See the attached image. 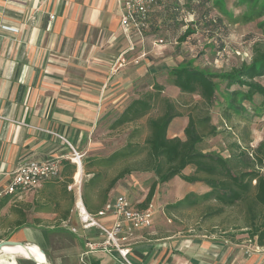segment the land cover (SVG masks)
Returning <instances> with one entry per match:
<instances>
[{
	"label": "crops",
	"instance_id": "1",
	"mask_svg": "<svg viewBox=\"0 0 264 264\" xmlns=\"http://www.w3.org/2000/svg\"><path fill=\"white\" fill-rule=\"evenodd\" d=\"M121 3L0 0V11L7 13L4 22L15 28L0 30V193L21 164L48 157L64 160L71 152L68 143L79 147L93 122L120 113L132 85L158 68L153 44L158 33L128 34L121 23ZM122 58L126 63L119 65ZM186 125L177 130L184 131ZM175 136L182 137L173 131L171 137ZM189 168L184 172L190 173ZM190 184L185 194L208 190L203 183ZM80 198L81 193L70 216L60 217L61 222L72 221ZM101 219L108 223L110 217ZM83 238L87 248L90 236ZM120 242L129 249L126 257L116 248L99 249L90 251L95 253L90 262L264 264V251H252L249 239L230 241L214 233L131 234ZM32 247L46 259L38 246Z\"/></svg>",
	"mask_w": 264,
	"mask_h": 264
},
{
	"label": "rangeland",
	"instance_id": "2",
	"mask_svg": "<svg viewBox=\"0 0 264 264\" xmlns=\"http://www.w3.org/2000/svg\"><path fill=\"white\" fill-rule=\"evenodd\" d=\"M255 5V7L264 6V0H257ZM250 7L251 4L241 0H223V4L218 3V0H164L162 8H157L158 10L153 12L155 25L152 28L153 31L149 32L158 33L156 35L158 45H154L156 49L155 62L158 64V68L154 73L144 75L132 85L127 92L124 108L132 99L143 97L147 92L153 90V84L158 82L165 87L162 95L175 101L179 110L187 114L190 107L200 100V96L183 93L179 88L173 86L170 69L181 63H188L205 72L222 73L232 67H239L243 62L249 63L253 55V44L264 39V26L260 25L264 18L251 21L242 20V16L250 10ZM5 10H7L6 7ZM5 12L0 11V30L15 31V28L9 27L4 22L5 14H7ZM188 25L193 27L195 32L190 34L185 41L179 43V38ZM260 80L264 83V78ZM216 81L218 83L216 99L210 113L213 123L218 126L219 133L214 137H207L201 148L204 151H216L228 157L233 143L237 142L242 149L251 152L252 148L256 147L264 136V111L260 108L262 97L256 95L252 103L243 102L242 115L233 114L232 121L226 122L222 118L227 96L226 82L220 79ZM121 112H114L100 120L97 119L92 123L80 146L74 147L81 156V166L74 162L76 155L68 144L71 152L64 159L76 165L73 182L68 185V189H72L75 196L79 193L82 194L85 179L92 176V174L85 175L83 169L88 159L90 157H107L122 148L128 141L129 134L135 128L140 129L135 139L143 141L148 133V118L159 114L160 110L158 108L152 110L149 115L135 123L111 128L112 123ZM187 122L188 118L185 115L175 118L170 126L169 135L171 136L174 131L175 134L184 138V131L177 129L185 126ZM59 160L63 159L59 158ZM123 165V162L118 163L108 171L103 168L104 176L100 183L106 184L107 180ZM79 167L82 168V175L80 181H77L76 173ZM92 169L97 168L93 167ZM189 170L190 168L185 172H189ZM260 171L264 175V167ZM63 172L65 171L62 170L58 186L46 187L48 192H54L60 197H62L60 184L66 179ZM154 179L153 172H133L117 183L110 192V197L114 199L124 194L133 205L137 206L146 197ZM43 186L44 184L34 191L23 194L22 198L10 199L9 203L0 210V241L19 240L18 238L21 237L28 242H34L45 251L49 264H91L90 259L94 257L95 253H91L89 248H86L83 237L82 239L67 227L64 228L60 221L59 211L68 204V201H62L60 207L43 212H37L32 206V202L40 194ZM190 186L191 184L180 176L159 184L151 202L154 210L152 225L134 231L133 235L176 233L183 236L188 233L207 235L214 233L216 236H223L230 241L248 239L245 232L248 223L245 203L238 202L233 206L225 207L221 214L210 217L205 216L208 210L207 203L179 209L167 208L168 204L183 198ZM254 192V189H251L249 197L252 198ZM3 196L4 192H1L0 199ZM211 203L216 204L213 201ZM19 209L24 212V218ZM73 214L71 225L80 229L81 236H90V241L95 242L105 238V234L99 230L97 233H92L90 230L84 231L81 228L77 212ZM17 219H24V224L16 226ZM110 222L108 223L110 224ZM112 248L116 247L112 246ZM16 260L19 264H34L31 259L23 257H17ZM127 264H129L128 261Z\"/></svg>",
	"mask_w": 264,
	"mask_h": 264
},
{
	"label": "trees",
	"instance_id": "3",
	"mask_svg": "<svg viewBox=\"0 0 264 264\" xmlns=\"http://www.w3.org/2000/svg\"><path fill=\"white\" fill-rule=\"evenodd\" d=\"M160 1L158 9L162 8L164 2V0ZM241 1L251 4L250 10L242 16L243 21L264 18V6L255 7L257 0ZM218 3L223 4V0H218ZM157 8L155 11L158 10ZM154 25L153 19L152 28ZM260 25L264 26V19ZM192 28L188 25L180 36L179 43L195 32ZM252 51L253 55L249 63L243 62L239 67H232L222 73L205 72L188 63L172 67L171 84L183 93L200 96V100L190 107L187 114L179 110L175 101L162 95L165 87L158 82H155L153 90L143 97L132 99L112 123L111 128L135 123L156 108L160 113L148 118V133L143 141L135 139L140 131L139 128H135L122 148L107 157H90L84 164L85 175L92 174L89 179H85L82 186L81 198L86 209L91 213L101 210L113 199L110 197V192L117 183L133 172H153L155 175L146 197L137 204L139 208H147L151 204L159 184L180 176L188 183H203L208 190L203 193L188 192L183 198L168 204L167 208L179 209L207 203L208 210L205 216L210 217L221 214L225 207L233 206L238 202L245 203L248 213L245 231L247 238H256L257 243L264 246V175L260 171L264 167V136L251 152L242 149L239 143H233L228 157L201 148L207 137H214L219 133L218 126L213 123L210 113L216 99L217 79L226 82L227 96L222 116L226 122L232 121L233 114L242 115L243 102L252 103L256 95L262 97L260 108L264 111V83L260 80L264 78V39L256 41ZM184 115L188 118L184 128L185 137L169 136L170 124L175 118ZM122 162L124 165L107 180V183L101 184L104 176L103 168L108 171ZM61 164L66 178L60 184L62 197L54 192H48L47 189L59 185L60 174L59 177L43 183L44 186L32 202V206L37 212H43L60 207L62 201H68L61 211L58 210L60 217L67 219L76 201L74 191L68 189V185L73 182L76 165L65 159ZM93 167L97 169H92ZM189 167L192 171L185 173L184 171ZM251 189L255 191L252 198L249 197ZM13 198L17 197L4 195L0 199V210ZM212 201L216 204L213 205ZM19 212L24 218L22 209H19ZM24 222V219H17L16 226L19 227ZM91 263L101 264L97 259H93Z\"/></svg>",
	"mask_w": 264,
	"mask_h": 264
},
{
	"label": "built area",
	"instance_id": "4",
	"mask_svg": "<svg viewBox=\"0 0 264 264\" xmlns=\"http://www.w3.org/2000/svg\"><path fill=\"white\" fill-rule=\"evenodd\" d=\"M160 0H122L121 3V23L125 31L136 32L141 37L149 33L153 24V12L160 6ZM54 15H51V19ZM155 46L157 42L153 43ZM119 65L126 63L125 58L119 61ZM74 151V155L78 157L79 162H74L81 165V156L76 149L68 143ZM61 161L58 157H48L37 160H29L21 164L7 188L4 195L21 197L23 194L31 192L39 188L46 181L57 178L61 174ZM76 212L81 223V228L86 230L98 229L105 234V238L101 241L93 242L87 239L86 244L89 251L105 250L111 251L112 246H115L122 256L126 257L129 249L124 248L120 244V239L133 234L134 231L148 228L152 225L154 219L153 205L150 204L147 208H139L133 205L131 201L121 194L110 200L97 213L89 212L82 198L76 204ZM110 217V224L102 222L99 218ZM63 227H67L73 234L81 236L80 229L71 225V219L63 221ZM253 245L252 251H264V246H260L255 239H249ZM129 263V262H128ZM130 264V263H129Z\"/></svg>",
	"mask_w": 264,
	"mask_h": 264
},
{
	"label": "bare ground",
	"instance_id": "5",
	"mask_svg": "<svg viewBox=\"0 0 264 264\" xmlns=\"http://www.w3.org/2000/svg\"><path fill=\"white\" fill-rule=\"evenodd\" d=\"M75 161L79 162L78 157L75 158ZM81 166V165H79ZM81 167H79L78 172L76 173L77 181H80L81 179ZM30 250H27L26 247H15V246H5L4 250L2 251V254L0 255V264H19V262L16 260V257L25 256L32 260V257H38L39 259H42V261H45V258L41 251L32 246H38L36 243H28ZM19 246V245H16ZM40 249L41 247L38 246ZM30 251V252H29ZM32 253V255H31ZM47 259V257H46ZM34 264H37L34 262Z\"/></svg>",
	"mask_w": 264,
	"mask_h": 264
},
{
	"label": "water",
	"instance_id": "6",
	"mask_svg": "<svg viewBox=\"0 0 264 264\" xmlns=\"http://www.w3.org/2000/svg\"><path fill=\"white\" fill-rule=\"evenodd\" d=\"M81 172H82V168H81ZM28 243H33V242L19 241V240H13V239L1 240L0 241V255L2 254V251L4 250L5 246L22 245V246H25L27 248V250H30L29 246L27 245ZM41 250L45 254V256L47 257V254L45 253V251L42 248H41ZM31 255H32V253H31ZM31 261L36 262L37 264H49V262H47L46 259H45V261H42V259H39L38 257H35V256L32 257Z\"/></svg>",
	"mask_w": 264,
	"mask_h": 264
}]
</instances>
